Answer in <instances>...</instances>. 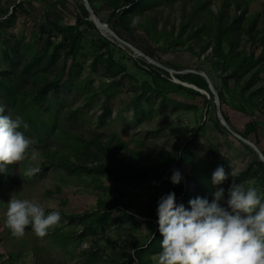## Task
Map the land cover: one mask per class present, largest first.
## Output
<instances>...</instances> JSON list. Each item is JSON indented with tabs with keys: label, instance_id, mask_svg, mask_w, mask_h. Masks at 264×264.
<instances>
[{
	"label": "rangeland",
	"instance_id": "1",
	"mask_svg": "<svg viewBox=\"0 0 264 264\" xmlns=\"http://www.w3.org/2000/svg\"><path fill=\"white\" fill-rule=\"evenodd\" d=\"M84 1L89 4L0 0V51L13 38L34 36L38 42L39 25L52 32L55 47L62 38L53 24L75 27L78 7L89 12V24L79 27L85 37L77 57L66 59L62 52L57 68L35 77L21 95L29 103L65 68L59 91L45 100L57 112L55 130L39 141L26 127L30 155L35 150L38 160L29 156L16 162V174L0 197V264H137L136 251L149 246L157 225L161 196L175 192L179 200L190 191L211 201V193L223 188L226 201L233 183L264 191L254 178L238 182L249 166L264 164V65L230 78L250 54L262 50L264 0L160 2L121 22L114 16L134 0H91L94 11ZM18 3L23 9L15 14ZM236 19L237 28L222 44L223 60L214 53L215 39ZM197 30L201 34L195 36ZM44 42L45 37L40 45ZM110 58L123 68L116 76ZM75 64L80 70H71ZM191 73L207 82L209 93L177 76ZM249 122L257 130L245 139L241 134ZM30 166L40 171L27 175ZM220 166L229 176L214 186L212 176ZM174 170L183 176L178 186L170 181ZM141 172L148 177L140 184L113 179L114 173ZM12 195L39 203L46 213L59 211L61 221L44 237L31 225L23 236L12 235L5 222ZM103 213L107 222L91 223ZM146 258L156 264L158 254Z\"/></svg>",
	"mask_w": 264,
	"mask_h": 264
},
{
	"label": "clouds",
	"instance_id": "2",
	"mask_svg": "<svg viewBox=\"0 0 264 264\" xmlns=\"http://www.w3.org/2000/svg\"><path fill=\"white\" fill-rule=\"evenodd\" d=\"M0 103V174L7 166L29 158L38 160L31 141L21 127H27L20 116L5 114ZM30 166L27 175L39 172ZM232 176V172L230 173ZM223 166L212 176V184L219 186L228 179ZM183 176L174 170L173 185H180ZM207 197L197 196L177 203L175 192H169L157 202V223L161 252L156 264H264V191L256 186L245 187L233 183L227 192L219 188ZM61 221L59 211H45L39 203L27 198L11 196L7 203L5 222L12 235L21 237L31 225L38 237H44Z\"/></svg>",
	"mask_w": 264,
	"mask_h": 264
},
{
	"label": "trees",
	"instance_id": "3",
	"mask_svg": "<svg viewBox=\"0 0 264 264\" xmlns=\"http://www.w3.org/2000/svg\"><path fill=\"white\" fill-rule=\"evenodd\" d=\"M87 1L89 2L91 9L94 11L92 1ZM182 1L183 0H134L132 3L127 5L119 15H115L114 17L118 18V22H121L124 18L143 14L146 10L151 9L160 2L173 4ZM112 6L116 10L120 9L118 3L115 1L112 3ZM16 8L17 10H14L15 14L18 10L23 9V6L21 3H18ZM77 10L78 17L75 27H61L57 24H53V30H56L62 38L57 46L52 47V32L48 31L47 27L39 25V30L37 33L39 39L38 42L33 39L34 36L30 37L28 41L23 37L20 39L13 38L6 41L4 49L0 51V103L5 106L6 115H11L13 118H15L16 115L23 116V120L26 122L25 124H28L27 129L31 130L36 135V139L39 141H44L45 134H50V132L54 131L57 126V112L45 104V100L51 92L56 93L59 91V88L63 83L65 68H62V71L58 73V78L56 80L41 86L29 103H26L25 99L22 98L21 95L25 93L26 89L32 84L35 77L49 74L55 68H57V63L62 52H64V58L66 59L71 57L74 60L77 57L81 48L82 40L85 37V34L80 31L79 27L84 23L89 24L86 21L89 16V12L85 9V7L80 5ZM15 14L11 15L6 20L10 23L13 22L15 20ZM237 23L238 20L236 19L230 27L218 30L219 32L216 36L213 50L215 54L219 53V57L223 58V60L226 58V55L222 53L223 41H226L225 36L227 33L237 28L235 27V24ZM199 34H201V30H197L194 35L197 36ZM43 37H45V45H40ZM260 43L262 45V50L259 56L250 54L246 58V61L241 62L237 66V68L234 70V74H232L230 78H238L243 76L247 70L255 67L256 65H264V25L262 29V35L260 37ZM49 46H51V52ZM100 46L106 48L108 45L107 43H102ZM208 47H210V45H208ZM208 47H206L204 50H206ZM230 49H233L231 44ZM107 63L108 67L112 71L111 73L115 76L120 74L121 70H123L122 67H117L115 63L112 62L111 58L108 59ZM227 68L228 67L225 66V70H227ZM71 70H80V68L78 64H75L72 66ZM77 73L79 74V71H77ZM71 75L72 73L70 76ZM177 76L183 82L192 84L196 88L209 93L207 82L199 75L191 73L184 74L183 76ZM75 77H77V74ZM72 80L73 78L69 79L68 81ZM44 113L49 115L48 120H44L42 115ZM224 119L228 123L226 116H224ZM20 130L25 133L26 128L22 126ZM256 130V125L252 122H249L245 125V132L241 135L243 138L249 139V135L256 133ZM99 150H101V146H99ZM85 171L89 172L87 169H85ZM15 174V164L8 165L5 174H0V197L2 195V191L5 190L7 184L13 180ZM113 176L115 182L128 183L129 185L135 183L140 184L145 180V178L148 177L146 172L132 174L131 176H121L117 173H114ZM248 178H254L257 180L259 186H262L264 190V164L259 162L258 164L249 166L246 171L239 175L238 180L241 181L238 182L243 183V181L247 180ZM186 194L187 195L185 198L180 197L179 199L180 203L182 202L186 206L189 200L198 196L196 193L193 194L190 191ZM179 200H177V203H179ZM156 220H158V217ZM107 221L108 215L103 213L100 215L97 214L91 223H102ZM161 239L162 237L159 233L157 223L153 229V235L151 237L149 246L145 249L140 248L136 251L135 255L137 257V264H149V261L146 257L151 254L156 255L161 252Z\"/></svg>",
	"mask_w": 264,
	"mask_h": 264
},
{
	"label": "water",
	"instance_id": "4",
	"mask_svg": "<svg viewBox=\"0 0 264 264\" xmlns=\"http://www.w3.org/2000/svg\"><path fill=\"white\" fill-rule=\"evenodd\" d=\"M85 3H86V5H87V7H88V3L86 2V1H84ZM98 25L101 27V28H104L100 23H98ZM247 142V141H246ZM247 143H249V142H247ZM249 144H251V143H249ZM259 155L261 156V154L259 153Z\"/></svg>",
	"mask_w": 264,
	"mask_h": 264
}]
</instances>
